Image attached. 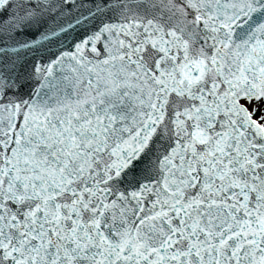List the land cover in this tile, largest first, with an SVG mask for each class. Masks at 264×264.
<instances>
[{
  "label": "snow or ice",
  "instance_id": "1",
  "mask_svg": "<svg viewBox=\"0 0 264 264\" xmlns=\"http://www.w3.org/2000/svg\"><path fill=\"white\" fill-rule=\"evenodd\" d=\"M0 264H264V0H0Z\"/></svg>",
  "mask_w": 264,
  "mask_h": 264
}]
</instances>
